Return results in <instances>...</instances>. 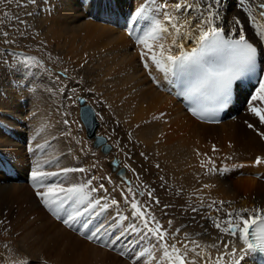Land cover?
Returning a JSON list of instances; mask_svg holds the SVG:
<instances>
[{
    "label": "snow or ice",
    "instance_id": "1",
    "mask_svg": "<svg viewBox=\"0 0 264 264\" xmlns=\"http://www.w3.org/2000/svg\"><path fill=\"white\" fill-rule=\"evenodd\" d=\"M0 3L7 5L12 0H0ZM72 3L78 11L87 9L89 16L94 9L100 19L121 13V0H72ZM148 3L153 5L151 17L147 15L144 0H140L126 14L122 27L138 54V64L149 84L173 95L192 118L202 123L220 124L224 116H231L235 106L242 103L256 121L245 120V126L264 142V25L259 26V31L253 29L255 39L250 38L248 31L256 24V17L247 6L248 0H148ZM29 5L46 15H51L57 7L53 0H17L16 6ZM233 9L237 10L236 14L230 15ZM258 11L264 17V0H260ZM241 14H244V19H241ZM5 17H8L7 13ZM145 19L149 23L141 26L140 21ZM16 21L24 23L19 17H16ZM105 22L120 27L118 20ZM0 35L5 45L15 44V40L9 38L8 31H0ZM169 36H172V41L167 47L161 42L156 50L155 44L149 43L167 40ZM33 67L44 65L34 56L25 57L23 52H8L5 48L4 53L0 54V74L12 77L9 86L13 90L28 92L29 97L35 95L32 74L28 71ZM80 67L83 68L84 64ZM53 75L55 86L49 84L45 91L50 96L63 97L58 109L60 118L57 123L60 127L56 131L59 137L68 140L70 147L62 155L78 161L81 157L94 158L87 167L82 164L60 166L59 159H41L38 156L44 145L33 147L26 142V151L36 157L29 162L26 179L39 206L57 222L77 232L88 242L117 252L131 264H142L148 251L141 249L144 241L161 250L170 264H248L253 254L264 257V208L228 211L225 205L231 202L212 200L205 203L204 197L198 196L195 200H199V204L195 200L191 204L186 201L180 207L183 208L182 218L202 229L195 233L196 237L205 233L212 235L206 227L209 222L211 228L216 230L217 235L213 237L215 243L204 247L215 250L218 255L214 258L210 254L201 255L202 245L184 231L188 225L181 223L177 227L176 220L181 217L176 216L174 211H168L175 210L177 204L163 203L157 195V188L145 181L144 173H150V169L141 164L142 171H138L133 166L139 163L133 151L137 142L131 131L127 133V142L124 141L119 133L121 121L112 105L102 94L97 96L93 87H83V78L76 80L75 86L65 83L76 79L68 75L67 68ZM162 81H166V84ZM245 84L252 87V91L246 95L243 92ZM89 100L96 105L95 109L89 106ZM73 108L78 109L77 120L71 118ZM105 111L112 117L111 120L106 119ZM32 115L35 118V113ZM166 117L167 114L161 111L152 117V121L166 122ZM109 123L113 126L108 139L112 140L116 152L124 157L123 170L116 172L120 183L111 175L104 174L103 165L92 151L93 147H100L107 156L110 148L105 138L96 137L89 146L81 135L84 132L88 140H93V129ZM6 128V123L0 119V133H4ZM228 147L232 148L231 142ZM211 152L212 155H209L196 150L200 168L203 169L200 175L210 179L226 178L241 167L264 168V154L255 156L250 163L239 164L235 163L234 153L221 155V148L214 143ZM139 157L145 162L150 159L144 151L139 153ZM217 160L224 163L218 165ZM227 162L233 163L229 166ZM119 163L113 159L110 167L118 168ZM14 167L10 161L0 159V181L11 179L6 169ZM53 167L57 170H49ZM154 167L160 169V164L156 163ZM124 170L136 178L137 187H133L132 180L128 179ZM159 179V189L166 195L177 201L184 199L183 189L171 190L164 176ZM259 179H264V176ZM139 185L143 186V191ZM211 187L214 185H202L203 189ZM205 208L216 215L205 212ZM158 209L162 213L159 218L156 215ZM189 210L191 216H188ZM167 216L171 218L167 219L165 226L162 219ZM198 216L204 223L197 219ZM6 224L8 227L4 230L9 231L10 221L6 212L0 210V226ZM25 264H33V261L27 260ZM39 264H47V261L41 260ZM153 264L158 262L154 260Z\"/></svg>",
    "mask_w": 264,
    "mask_h": 264
},
{
    "label": "bare ground",
    "instance_id": "2",
    "mask_svg": "<svg viewBox=\"0 0 264 264\" xmlns=\"http://www.w3.org/2000/svg\"><path fill=\"white\" fill-rule=\"evenodd\" d=\"M53 3L57 5L55 11L51 15L41 12L34 23L36 28L42 32L39 34H42L45 43H48V45L54 44L64 57L70 59L73 63V66H71L73 69H70V72L73 71L72 74L76 76V80L80 78L86 80L88 86L95 89L97 96L102 94L103 98L112 105L113 111L121 121L119 133L124 137V141L127 142V133L131 131L134 140L137 142L133 147V151L136 153V159L139 163L133 166L138 171H142L141 164L144 168L150 169V173H144L145 181L151 184L152 187L157 188V195L163 203L177 204L175 210H168L170 213L174 211L176 216L181 217V219L176 220V226L178 227L181 223L187 224L188 227L184 231L188 232L202 245L201 255L210 254L213 258L216 257L218 253L215 250L204 247L215 243L213 237L217 235L216 230L211 228L209 222L206 227L209 228L212 235L209 236L205 233L200 237H196L195 233L201 232L202 229L199 225L192 224L189 220L182 218L183 208L180 205H185L186 201L191 204L196 197L203 196L205 203L212 200L231 202L225 205L228 211H238L244 208L249 210L257 207L264 208V180L249 174L250 171H258L261 168L241 167L226 178L212 177L210 179L200 175L203 169L200 168V158L196 155L197 149L201 153L206 152L212 155L211 145L214 143L221 148V155L234 153L235 163H250L255 156L264 154V142L260 141L256 134L244 124L245 120L256 122L255 118L246 112L244 105L241 103L235 108L237 113L234 117L228 118L220 124L202 123L192 118L167 92L156 89L149 84L147 77L138 64V54L121 27L125 24L126 14L131 12L140 3V0H121V13L103 19L98 18V14L94 9L92 10V17L87 15V9L78 11L73 6L72 0H53ZM259 3L260 0H248L247 5L256 17V24L252 25L248 31V35L254 39L252 30L259 31L262 21L258 11ZM144 4L148 9V17H151L153 15V5L149 4L148 0H144ZM236 11V9H233L230 15L236 14ZM110 19H117L120 27L105 22ZM241 19H244V14H241ZM147 23H149L147 19L140 21L141 26ZM171 41L172 36H169L167 40L149 41V43L155 44L156 50H158L159 43L163 42L167 47ZM85 61H87L86 64ZM82 64H84L83 68L80 67ZM164 82L162 81V83ZM28 96V92L13 90L6 85L0 86V113L3 114L0 119H3L7 125L4 133H0V151L8 155L10 159L12 158L21 176H27V164L29 163L17 155L19 150L25 149L24 144L17 141L16 136L18 134L23 133L28 136L27 144L33 147L37 144L43 145L45 139L53 138L54 143L47 152L43 150L38 152L41 159L56 154H51L50 151L54 150L55 145L60 144V137L52 130L51 124L54 120L44 116L41 109L43 107L38 109L37 106L41 104L39 100L37 101V98L32 104V100ZM34 110L36 118L30 116L34 113ZM161 111L167 114L166 122L152 121V117L158 115ZM105 117L107 120L112 119L107 111H105ZM137 125H140V127H136ZM106 126L110 131L113 124L109 123ZM54 133L56 136H54ZM158 140L159 143H157ZM229 142H231L232 148L228 147ZM141 151L149 154L150 159L148 162L140 159L139 153ZM112 152L113 157L108 160L109 163L113 158H117L119 161L117 153ZM77 155H79L78 149ZM96 157L102 164V158L97 154ZM30 158L32 161L36 159L33 156ZM63 158L64 156L62 160ZM93 159L92 156H88L86 159L81 157L77 162L87 167ZM70 161V164L74 165L75 159L72 158ZM156 163L160 164V169L154 167ZM223 163L224 161L217 160L218 165ZM227 163L231 166L233 162ZM119 166L123 165L119 163ZM109 169L110 164H107L105 168L103 167L104 174L110 172ZM125 171L127 172V170ZM99 174L97 173V175ZM114 175L119 179L115 173ZM198 175H200L199 180ZM160 176L165 177L171 190L183 189L184 199L177 201L160 190ZM127 177L131 180L132 174L129 175L127 172ZM23 184L27 183H17L13 179L0 181V210H4L9 219L11 217V211L9 210H13L15 205L21 213L33 214L36 227L41 228V225L47 223L52 230L44 232L43 235L32 234L29 231L18 234L13 230V224H11V233H8L12 235L8 238L2 235L9 243L7 250H10L9 248L12 245L16 246L18 253H21L25 261L31 260L33 264H39L41 260H46L47 264H131L129 261L122 260L116 252L108 251L93 243L86 246L90 253H86L85 249H81L79 252L80 256L83 254L87 257L74 262L76 261L75 256H79H72L77 248L66 241L67 237H72V233L64 232L61 224L42 210L34 197L33 191L31 190V192ZM203 184L214 185V187L203 189ZM198 189L200 191H197ZM195 202L200 203L199 200H195ZM204 211L210 212L207 208ZM210 214L216 215L215 212H210ZM191 215L192 213L189 210L188 216ZM169 218L171 216L163 217L162 222L167 223ZM197 219L204 223L199 216ZM56 229L58 233L61 232L67 237L60 234L59 236L62 238L55 241L51 237L52 235L49 234ZM181 238H183V233H181ZM72 240V242L75 244L78 242L81 246V239L76 240L75 237ZM66 242L70 250L64 251ZM145 248L148 251L143 257L142 264H153L154 260L158 264H170L164 259L162 251L154 248L148 241H144L141 245V249ZM3 258L4 264H25L24 260H20L17 255L12 253L10 256L7 255ZM248 264H257L256 259L253 256L250 257Z\"/></svg>",
    "mask_w": 264,
    "mask_h": 264
},
{
    "label": "rangeland",
    "instance_id": "3",
    "mask_svg": "<svg viewBox=\"0 0 264 264\" xmlns=\"http://www.w3.org/2000/svg\"><path fill=\"white\" fill-rule=\"evenodd\" d=\"M16 5H17V0H12V3L7 4V5L4 3H0V31H8L9 32V38L15 40V44L5 45L4 38L2 35H0V54H3L5 51V48H7L8 52H13V51L23 52L25 57L34 56V57H36L37 60H39L43 63L44 67H33L31 69H28V71L32 74V78H33V82H34V91H35V95L30 97V98L32 100V102H31L32 104L34 103L36 98H37V101L39 100L41 105L37 106L38 109H39V107H43L45 109V111L43 108H41V109L43 110L42 112L44 113V116L50 117L51 120H54V122H52L51 126H52V130H54L55 133L57 134L56 130L60 127V125L57 123V121L60 118L58 109H59L61 101L63 100V97H61L59 95L50 96L49 93L45 91V88L47 86H49V84H51L54 87L55 86V75H53V74L59 73V72L62 73V72H64L65 68H67L68 75L70 77L76 78V76H73V74H72L73 71L70 72V69H73L71 67V66H73L72 65L73 63L70 61V59L64 57V55L60 53L58 48L56 49V46H54V44L48 45V43H45V40L42 38L43 36H41L42 34H39L42 32L36 28V25L34 23L36 22V19H37V17H39V14L41 12H38L36 10V8L32 5H29L27 7H20V8H17ZM5 13L8 14V17H5ZM29 14H31V15H29ZM16 17H19V19L21 21H24V23H18L16 21ZM36 35H38L39 38ZM49 57H51V59ZM13 59L15 60L16 58H13ZM45 69H48V71H45ZM11 78L12 77L7 76V74H0V86L6 85L9 87V80ZM76 79L72 80V81H67V83H69L70 86H75ZM85 82H87V81L83 80V87H85V88L89 87L88 82L87 83H85ZM82 94L86 95V93H82ZM89 105L91 107H93L94 109L96 108V105L94 103H92L91 100H89ZM34 113H35V110H34ZM30 116L33 117L32 114ZM71 118L73 120H77V118H78L77 108L72 109V117ZM33 121H35V119H33ZM98 123H99V121H98ZM75 127H76V125L73 124V128H75ZM96 131H97V133L102 134L106 138V142L109 143V145H111V149H110L111 153L109 152V154L107 156L104 155V153L100 151L99 147H93L92 148V151H94L100 158H102V164H103V167L105 168V167H107V164H109L108 160H110L111 157H113L112 151L116 152V150H115V147L113 146L112 140L108 139L109 129L107 128V126L100 125L99 127H97ZM50 133H52V132H50ZM55 133H54V136H56ZM81 135L84 136L85 140H87L88 145L91 146V140L87 139L85 133L81 132ZM53 141L54 140H52L51 145H53V143H54ZM66 143H68V144H66ZM69 147H70V144H69L68 140L60 137V144L55 145L54 150L50 151L51 154L52 153L57 154L56 159L60 160V166H64V165L65 166H71L72 165V164H70L71 163L70 160L72 159V157H66V158L64 157L63 160H62L63 156L60 158V156L64 152H67V149ZM24 150L25 149L18 151V153H19V154H17L18 157L23 158L24 160H26V162H28V159H30L32 161V159L30 158L32 156V154L30 153V156L28 157L27 153ZM20 152H21V154H20ZM117 156L119 157V161H120L121 165H123V161H124L123 155L117 153ZM65 159H67V160H65ZM74 162H75L74 165L79 164V162H77V160H75ZM74 165H72V166H74ZM27 167L29 168L28 164H27ZM49 170L55 171L57 169L55 167H53ZM109 170H110V172L106 173V175H111L112 178L114 180H116L117 183H120V180L115 177L114 172H112L111 169H109ZM128 173H129V175H131L130 172H128ZM70 176H71V174H70ZM131 180L133 182V187L134 188L137 187L138 181H136V178L135 177L133 178V176H132ZM23 185L26 188H29L30 191L32 190L28 184H23ZM139 186H140L141 190L143 191L144 190L143 186L142 185H139ZM15 208L16 207L14 205V209L9 210V211H11V217L8 219V221H10V225L13 224V228H14L13 230H15L18 234L29 231L32 234H37V235L42 234L43 235L44 232L52 230L51 226L47 223H44L43 225H41V228L38 226L36 227V225L34 224V221H33V214H31V213L30 214H23L20 211H18L17 208L16 209ZM42 210H44V208H42ZM46 214H48V213L46 212ZM156 215L158 216V218L162 216V213L159 209L157 210ZM34 220H35V216H34ZM166 225H167V223H165V226ZM7 227H8L7 224L4 226H0V259H1L0 264H4L3 263L4 262L3 257H6L7 255L10 256L11 253L17 255L20 260L25 261L24 257L21 255V253L20 252L18 253V250H17L18 248L16 246L12 245L9 248L10 250L6 249L7 247H9V243L6 242L5 238H8L9 236L12 235V234L8 233V232L11 233V230L10 231L4 230V228H7ZM61 227H62V230L64 232H66V233L71 232L72 237H67L66 235L62 234L61 232L58 233V230L56 229V230L51 231V234H49L50 236L52 235L51 237L55 241H57L58 239H61L62 237L59 235L62 234V236L64 235V237L65 236L67 237L66 241L69 242V244L71 246H74L75 248H77L74 251V254L72 256L79 255L80 254L79 252L81 249L82 250L85 249L86 253H90V252H88L89 251L88 247H86V246L91 244L90 242H88L87 240H85L82 237L77 236L75 233L70 231L68 228H66L62 224H61ZM57 234H58V236H56ZM73 234H74V236H73ZM2 235L5 236V238L2 237ZM75 237H76V240L77 239L82 240L81 241L82 243L80 242L81 246L78 242H76V244L74 242H72L73 241L72 239H74ZM83 241H84V243H83ZM67 242H66V247H67ZM66 247L64 248L65 249L64 251L70 250L69 247H67L69 249H67ZM77 250H78V253H77ZM81 255L82 256L79 255L78 257L75 256L76 261H74V262H78V260L83 259L84 257H87V256H83V254H81ZM122 260L127 261L125 259H122Z\"/></svg>",
    "mask_w": 264,
    "mask_h": 264
},
{
    "label": "water",
    "instance_id": "4",
    "mask_svg": "<svg viewBox=\"0 0 264 264\" xmlns=\"http://www.w3.org/2000/svg\"><path fill=\"white\" fill-rule=\"evenodd\" d=\"M90 106V105H89ZM91 107V106H90ZM96 123L98 124V121H96ZM96 128L97 127H95L94 129H93V131H94V133H95V136L93 137V140H92V143L91 144H93V141L95 140V138L96 137H104L102 134H100V133H97L96 132ZM87 136V135H86ZM105 138V137H104ZM105 141H106V138H105ZM107 143V142H106ZM107 145H108V147L111 149V145H109V143H107ZM100 150L102 151V152H104L101 148H100ZM113 159H116V160H118L117 158H113ZM112 159V160H113ZM111 160V161H112ZM110 161V162H111ZM110 164V163H109ZM112 170H115L116 172L117 171H119V170H123V166H119L118 168H115V167H110ZM125 171V170H124ZM116 172H115V174H116Z\"/></svg>",
    "mask_w": 264,
    "mask_h": 264
}]
</instances>
